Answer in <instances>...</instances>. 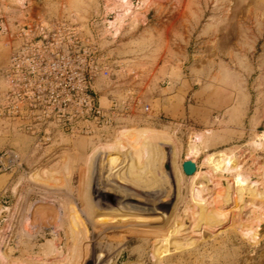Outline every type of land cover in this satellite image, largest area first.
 Wrapping results in <instances>:
<instances>
[{
	"label": "rangeland",
	"instance_id": "rangeland-1",
	"mask_svg": "<svg viewBox=\"0 0 264 264\" xmlns=\"http://www.w3.org/2000/svg\"><path fill=\"white\" fill-rule=\"evenodd\" d=\"M131 1L135 13L114 36L107 23L114 20V12H122L116 6L120 0H0V68L11 51L9 34L1 32L3 24L13 29L26 14L44 18L62 14L65 7L81 24L90 20L102 29L101 56L111 58L116 74L111 81H97L102 105L129 94L150 106L149 112L133 111L110 130L93 136L62 135L39 148L28 136L0 131V157L12 146L22 154V166L0 172V236L12 233L7 239L15 250L11 263L155 264L158 239L172 233V244L191 235L199 243L179 252L171 248L164 264H264V197L258 199L254 192L242 203L224 205L211 185L203 195L217 202L215 214L216 206L223 205L225 219L211 217L210 227L186 216L178 225L192 195L199 193L196 186L191 191L193 178L187 176L179 193L169 145L159 148V159L148 173L138 175L136 184L114 178L124 156H98L87 188L84 173L94 147H131L135 136L156 135L172 140L184 162L194 132L206 135L207 149L197 159L203 172L206 155L233 148L240 163L253 171L251 179L264 182L256 178L264 150L248 145L264 131V0ZM28 179L39 185L32 184V190L24 185ZM45 187L63 193H54L56 201L51 202L41 192ZM22 194L26 198L17 205ZM61 215L66 217L63 228ZM53 232L58 233L59 249L70 255L64 261L53 248L43 252Z\"/></svg>",
	"mask_w": 264,
	"mask_h": 264
},
{
	"label": "built area",
	"instance_id": "built-area-1",
	"mask_svg": "<svg viewBox=\"0 0 264 264\" xmlns=\"http://www.w3.org/2000/svg\"><path fill=\"white\" fill-rule=\"evenodd\" d=\"M62 10L38 19L26 14L13 29L1 26L11 51L0 68V131L28 136L36 148L62 135L93 136L117 127L133 111H150L129 94L102 105L97 81L116 75L111 58L101 56L102 29ZM21 158L17 148L6 149L0 172L22 166Z\"/></svg>",
	"mask_w": 264,
	"mask_h": 264
},
{
	"label": "bare ground",
	"instance_id": "bare-ground-1",
	"mask_svg": "<svg viewBox=\"0 0 264 264\" xmlns=\"http://www.w3.org/2000/svg\"><path fill=\"white\" fill-rule=\"evenodd\" d=\"M17 1H18V3L23 4L24 0H17ZM119 5H120V8L122 9V12H118V13L114 12V15H115L114 20H110L107 23L108 24L107 30L109 32L111 31L114 36L119 35V32L123 26L125 19L128 16H130L131 14L135 13L132 10V1L131 0H120V4L117 3L116 6H119ZM113 8H115V7H113ZM110 9H112V8H110ZM113 11H114V9H113ZM111 13H113V12H111ZM133 17L135 18V15H133ZM216 29H218V28H216ZM0 83H1L0 88H3L4 87L3 82H0ZM207 132L210 133L211 131H207ZM192 136H193V138L191 139L190 143L188 144V149H187L189 160H184V162L179 161L177 147H176V145H174V142L172 140H170L169 138L159 137L156 135H149L148 137L135 136L134 141L130 142V144H132L131 147H128V145L127 146L126 145L125 146L117 145L114 147L112 146L111 148L107 145H106V147H102V145L94 147V150H92V152L89 155L88 168L86 169V171L84 173L85 179L88 180L87 188H90V186H91L92 179L94 177V175H93V172H94L93 169L94 168L93 167L95 164V160L97 159L98 156L100 157L104 154H110V155L113 154L116 156L122 155L121 157L124 156L123 157L124 160L121 161L119 167L115 170L116 173L115 174L113 173L115 175L114 178H116L117 180L118 179H122V180L126 179L127 181H130L132 184H136L137 183L136 178L138 177V175L143 174V173H148L149 170L154 166L156 161L159 159V154H158L159 148L163 145H169L172 147L171 148V154H170V156H171L170 161L173 165V170H174L173 173L175 174L176 186H177V189L179 190V193L182 191L183 181L185 178L184 176L193 178V182H192V185L190 187L191 191L194 190L195 186H196V189L198 190V193H199L197 197L192 195V197L189 200L188 205L186 207L184 216L183 215L179 216V218L177 219L178 225H180V223L184 220V217H186V216L191 217V220L197 219L199 223H202L203 225L210 226V227L214 226V222L212 221L211 217H213V220H215V221L219 220L221 218L225 219V217H226L225 213L226 212L223 211V209H222L223 205L216 206L217 211L219 213L215 214L214 213V209H215L214 206H215V204H217V202L215 204L210 203V202H208V199L205 197L206 194L203 195L205 192H207L210 189L211 185H214V187L219 191L217 194L218 195L217 198H218V200L221 199V201L223 202L224 205L229 203V202H235L236 203V201H239L242 203V202H244L246 195L251 194L252 192L258 194V199H261L264 197V192H261L260 189L258 188V185H257V184H260V181L255 182L251 179L252 178L251 172L253 173V171H249V168H246L245 166H243L242 163H240V161L238 160V156L236 155V152L233 148H226L223 151H219V152H215V153L210 154V155H206L204 158V164L207 168V172H203L202 169L200 168V165L197 163V159L199 157H201L202 153L205 152V150L207 149V145H206V142L204 140L205 139L204 137L206 135L203 136L202 134L194 132ZM249 144L252 147L251 149H253L255 151H263L264 150V131L263 132L258 131L256 136L251 139V141H250V143H248V145ZM119 147H122V148L120 149ZM191 163H195L197 165V170L193 174L194 176L193 175H187L183 169V166L185 164H191ZM128 171L133 172V173L128 175ZM258 171L260 173L256 175L257 176L256 178H259L262 181H264V163ZM117 172H119V173H117ZM255 174L256 173H254V175ZM1 180H0V185H2ZM28 180H29L28 184L24 183V185L28 186L29 188L34 190L33 186L37 183H35L34 180H32V179H28ZM122 180H120V181H122ZM32 184H34V185H32ZM196 184H198V185H196ZM261 184H264V182ZM22 185L23 184L18 185L17 188L22 186ZM37 185H39V184H37ZM25 186H23V187H25ZM17 188H15V191ZM46 189L47 190L44 189L42 191L41 190H39V191L43 192L42 194L48 195V197L52 198L50 200L51 202H55L56 201V195L54 193H56V192L50 191V189L48 187ZM178 190H177V197L179 194ZM59 192L60 191H58V193H56V194L63 193V192H60V193ZM51 195H53V196H51ZM26 196H27V194H26ZM180 197H181V195H180ZM25 198H26L25 195H23V194L20 195L16 204L18 205L20 202L22 203V201ZM178 199H180V198H178ZM14 208L17 209V206L13 207V209L10 208V210L12 209L15 211ZM19 209H20V207H19ZM15 216L17 217V215H15ZM12 217H14L13 214H12ZM25 219H27V218H25ZM64 219H66V217L65 216L62 217V215H61V218L58 219L60 222V224H59L60 228H63L66 225V222L64 221ZM25 222H26V220H25ZM12 223H13V221H12ZM9 226H10V224H9ZM12 226H14V225L12 224ZM30 226L31 225H29V227ZM39 226L41 227V224ZM7 227H6V229H7ZM176 227H174V229ZM58 231H60V230H58ZM33 232H34V230H33ZM23 233H25V236L27 234L28 236L32 237L31 233H28L27 231H25ZM50 234H51V232H50ZM11 235H12V233L10 232V234L6 237L0 236L1 237L0 238V264H13L11 262L14 258L13 254H14L15 250H13V248L7 243V239L9 237L12 238ZM49 235H47V236H49ZM173 236L174 235L172 233L170 235L165 234V236H163L162 238L160 237L158 239V253L156 255L155 264H164L163 261L168 256V254L171 252V248H174V251L179 252V251H182L184 249L192 248L199 243V239H192V237H191L192 235H191V236H187V238L185 240L186 242L183 241L184 243L182 242V243L172 244L171 242H172ZM61 240H62V238H61ZM58 241H59L58 233L53 232L52 237L47 239V241L44 245V251L43 252H48V251L51 252L50 250H47V249L53 248L54 249L53 252L56 253V255L60 256L64 261L65 259H68L70 257V255H69V253L65 254L62 250L59 249ZM54 253H53V255H54ZM108 263L109 264H116L115 262H111V261H109ZM23 264H37V263H34V262L33 263H25L24 262ZM38 264H42V263H38ZM127 264H143V263L140 261H137V262H133V263L130 262Z\"/></svg>",
	"mask_w": 264,
	"mask_h": 264
},
{
	"label": "water",
	"instance_id": "water-1",
	"mask_svg": "<svg viewBox=\"0 0 264 264\" xmlns=\"http://www.w3.org/2000/svg\"><path fill=\"white\" fill-rule=\"evenodd\" d=\"M183 169L187 175H193L197 170V165L195 163L185 164Z\"/></svg>",
	"mask_w": 264,
	"mask_h": 264
},
{
	"label": "crops",
	"instance_id": "crops-1",
	"mask_svg": "<svg viewBox=\"0 0 264 264\" xmlns=\"http://www.w3.org/2000/svg\"><path fill=\"white\" fill-rule=\"evenodd\" d=\"M1 177H4V176L2 175V176H0V178H1ZM14 191H15V189H14ZM14 191H13V193H15V192H16V191H15V192H14Z\"/></svg>",
	"mask_w": 264,
	"mask_h": 264
}]
</instances>
